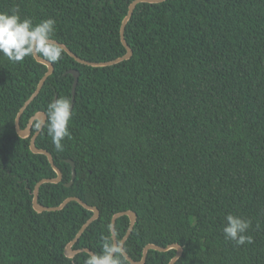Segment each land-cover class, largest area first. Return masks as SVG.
Wrapping results in <instances>:
<instances>
[{
  "label": "trees",
  "instance_id": "16d2710c",
  "mask_svg": "<svg viewBox=\"0 0 264 264\" xmlns=\"http://www.w3.org/2000/svg\"><path fill=\"white\" fill-rule=\"evenodd\" d=\"M133 1L0 0V12L54 19V41L101 63L126 55L121 27ZM125 39L132 57L104 67L63 49L22 114L25 129L55 99L69 98L75 110L62 152L46 127L37 137L63 173L41 185L38 202L58 207L77 197L99 209L73 250L100 253L102 236L114 240V215L133 211L124 247L137 262L149 244H178L184 252L175 264H264V0L143 2ZM72 70L80 73L74 101ZM47 72L36 58L0 55V264H84L89 256L65 250L92 211L75 201L59 211L34 208L37 184L57 173L31 150L32 137L19 136L16 119ZM69 160L76 175L68 187ZM228 214L251 220L253 243L224 238ZM129 227L128 216L117 219V240ZM176 254L150 250L145 264Z\"/></svg>",
  "mask_w": 264,
  "mask_h": 264
},
{
  "label": "clouds",
  "instance_id": "9594fccd",
  "mask_svg": "<svg viewBox=\"0 0 264 264\" xmlns=\"http://www.w3.org/2000/svg\"><path fill=\"white\" fill-rule=\"evenodd\" d=\"M56 21L45 19L34 23L30 17L21 18L18 10L11 14L0 12V55L12 63L22 62L26 57H43L46 63L54 64L61 60L63 48L53 40ZM72 101L62 97L47 105V122L36 114L30 123L39 132L46 127L47 135L58 152H62L65 138L71 139L69 122L74 115ZM252 222L249 219L228 214L223 225L224 238L234 242L237 247L253 243L248 235ZM111 234L112 226H108ZM103 245L100 253L89 254L84 264H127L126 249L121 240H113L111 235L102 236ZM176 256L170 257L168 264H173Z\"/></svg>",
  "mask_w": 264,
  "mask_h": 264
},
{
  "label": "water",
  "instance_id": "95a60500",
  "mask_svg": "<svg viewBox=\"0 0 264 264\" xmlns=\"http://www.w3.org/2000/svg\"><path fill=\"white\" fill-rule=\"evenodd\" d=\"M166 0H135L133 1V3L130 5L129 11H128V15L125 18V20L123 21L122 27H121V39H122V43L124 44V46L127 49V53L126 55L114 60V61H110V62H101V63H95V62H89V61H85L81 58H79L77 55H75L71 50H69L65 45L58 43L70 56H72L74 59H76L79 63L85 64V65H90V66H94V67H104V66H110V65H114L117 63H120L124 60H128L132 57L133 54V50L131 49V47L128 45V43L126 42L125 39V30H126V26L128 21L130 20V18L132 17L134 10L136 8V6L140 3H160V2H164ZM40 63L46 65L48 67V72L46 73V75L43 77V79L41 80V82L38 85L37 90L35 91V93L32 95V97L25 103V105L22 107V109L20 110L18 117L16 119V129H17V133L19 134L20 137L26 139V138H31V143H30V148L31 150L35 153V154H43L46 155L52 165V167L54 168V170L57 173V178L56 179H44L42 181H40L34 191V208L36 211L38 212H45V211H59L64 209L70 202L75 201L78 202L80 205H82L85 209L90 210L94 213V215L86 222V224L82 227V229L80 230V232L78 233V235L76 236V238L67 245L65 253L66 256L69 258H74L76 255L80 254L81 252H86L88 254H92L94 252H92L90 249L87 248H82V249H77V250H73V246L75 245V243H77L80 239V237L82 236V234L84 233V231L97 219H99L100 217V211L97 207L94 206H90L88 204H86L84 201H82L81 199L77 198V197H70L67 200H65L60 206L58 207H46L42 204H40L39 201V192H40V187L41 185L45 184V183H59L63 180V173L62 171L55 165L54 163V159L52 157V155L43 149H39L36 146V140L37 137L40 133L36 132L34 134V136H32V126L31 123H29V125L27 126V128L23 129L20 125V119L22 114L24 113L25 109L29 106V104L39 95L41 89L43 88L45 81L53 74L54 72V66L53 64H49L46 63L45 60L42 57H38L36 58ZM71 73L75 76V83L73 85V101L75 99V91H76V85L78 83V79H79V71L78 70H72ZM73 106V104H72ZM39 117L44 119L45 122H47V115L43 112L38 113ZM31 121V120H30ZM69 162L72 164L73 166V178L72 181L67 184V186L69 187L72 183L73 180L75 178L76 175V168L74 165L73 161ZM128 216L130 218V227L128 229L127 235L125 236V238L122 240L123 241V245L125 244V242L127 241V239L129 238L136 222H137V214L133 211H126V212H120L117 213L116 215H114L113 219H112V232H113V237H114V241L117 240V236H116V229H115V225H116V221L117 219H119L120 217L123 216ZM172 249H176L177 250V254H176V259L174 260L173 264H175L183 255L184 249L182 246L178 245V244H174V245H170L168 247H160V246H156L154 244H149L144 248L143 251V258L140 262H137L135 260H133L128 253L126 252V258L128 261L131 262V264H145L146 260H147V256H148V252L150 250H156L159 252H167L169 250Z\"/></svg>",
  "mask_w": 264,
  "mask_h": 264
}]
</instances>
